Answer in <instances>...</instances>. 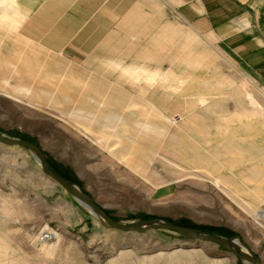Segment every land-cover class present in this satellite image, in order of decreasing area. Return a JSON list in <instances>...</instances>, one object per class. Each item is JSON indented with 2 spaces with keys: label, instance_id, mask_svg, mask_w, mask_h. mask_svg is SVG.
I'll use <instances>...</instances> for the list:
<instances>
[{
  "label": "rangeland",
  "instance_id": "374dc122",
  "mask_svg": "<svg viewBox=\"0 0 264 264\" xmlns=\"http://www.w3.org/2000/svg\"><path fill=\"white\" fill-rule=\"evenodd\" d=\"M19 19L15 0H0V34ZM261 59L211 38L201 85L173 88L170 125L155 133L149 123L142 124L149 132L131 127L112 151L54 113L2 94L0 134L37 145L116 222L222 229L230 235L216 236L238 239L264 264ZM46 231L52 239L40 242ZM0 264L249 263L172 232L110 229L47 178L28 150L0 144Z\"/></svg>",
  "mask_w": 264,
  "mask_h": 264
},
{
  "label": "crops",
  "instance_id": "0c3cea01",
  "mask_svg": "<svg viewBox=\"0 0 264 264\" xmlns=\"http://www.w3.org/2000/svg\"><path fill=\"white\" fill-rule=\"evenodd\" d=\"M15 5L19 22L0 34V94L54 113L108 151L131 127L149 123L155 133L170 125L173 88L201 85L211 38L264 55V0Z\"/></svg>",
  "mask_w": 264,
  "mask_h": 264
},
{
  "label": "water",
  "instance_id": "95a60500",
  "mask_svg": "<svg viewBox=\"0 0 264 264\" xmlns=\"http://www.w3.org/2000/svg\"><path fill=\"white\" fill-rule=\"evenodd\" d=\"M0 144L9 147H20L28 150L37 164L40 166L42 173L57 185H59L63 190H65L69 195H71L80 205L86 208L92 215L102 220V222L108 226L110 229L120 231L123 233H137L142 234L147 231H166L172 232L185 240H198L201 242L212 243L214 245L220 246L226 251L232 253L237 258L249 263V264H261L260 261L248 251L243 252L233 245L232 237H220L212 234L203 233L195 229L181 227L174 225L172 223L153 219L148 221H142L137 223H119L111 219L103 209H101L95 202L85 195L80 189L71 184L68 180L61 178L57 175L53 169L48 164L41 149L25 140L9 138L6 135L0 134ZM241 247L245 246L240 242ZM246 249V248H245Z\"/></svg>",
  "mask_w": 264,
  "mask_h": 264
},
{
  "label": "trees",
  "instance_id": "16d2710c",
  "mask_svg": "<svg viewBox=\"0 0 264 264\" xmlns=\"http://www.w3.org/2000/svg\"><path fill=\"white\" fill-rule=\"evenodd\" d=\"M26 141H28L29 143H33V142H31L30 140H26ZM48 161V160H47ZM51 168L53 169V171L57 174V175H59L61 178H63V179H65V180H69L65 175H63V174H61L60 173V171L58 170V169H56L55 167H53V166H51ZM175 224V223H174ZM175 225H178V226H181V227H186V228H193L194 229V227L193 226H191V225H189L188 223H186V222H181V223H176ZM201 230H203V231H205V232H208V233H210V234H215V235H226V236H228V235H230V233H228L227 231V233H224L225 231L224 230H222V229H211V228H205V229H202L201 228Z\"/></svg>",
  "mask_w": 264,
  "mask_h": 264
},
{
  "label": "built area",
  "instance_id": "2783aa9c",
  "mask_svg": "<svg viewBox=\"0 0 264 264\" xmlns=\"http://www.w3.org/2000/svg\"><path fill=\"white\" fill-rule=\"evenodd\" d=\"M53 235L51 232L46 231L45 233L39 235L38 240L40 242H48L52 239Z\"/></svg>",
  "mask_w": 264,
  "mask_h": 264
},
{
  "label": "bare ground",
  "instance_id": "6f19581e",
  "mask_svg": "<svg viewBox=\"0 0 264 264\" xmlns=\"http://www.w3.org/2000/svg\"><path fill=\"white\" fill-rule=\"evenodd\" d=\"M233 245H234L235 247H237V248H238V246L241 247V245H240V241H239L238 239H233ZM241 248H243V247H241ZM238 249H239V248H238ZM239 250H240V249H239ZM243 252H247V249L243 248Z\"/></svg>",
  "mask_w": 264,
  "mask_h": 264
}]
</instances>
